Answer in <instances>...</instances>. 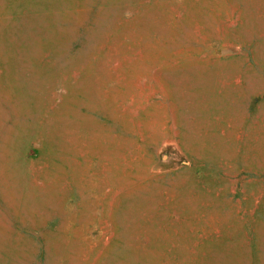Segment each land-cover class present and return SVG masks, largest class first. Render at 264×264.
Instances as JSON below:
<instances>
[{
	"label": "rangeland",
	"instance_id": "obj_1",
	"mask_svg": "<svg viewBox=\"0 0 264 264\" xmlns=\"http://www.w3.org/2000/svg\"><path fill=\"white\" fill-rule=\"evenodd\" d=\"M0 264H264V0H0Z\"/></svg>",
	"mask_w": 264,
	"mask_h": 264
}]
</instances>
